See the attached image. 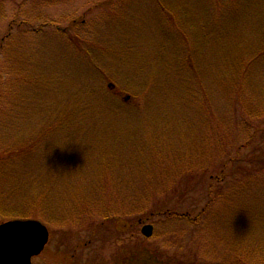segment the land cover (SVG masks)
<instances>
[{
    "label": "rangeland",
    "instance_id": "obj_1",
    "mask_svg": "<svg viewBox=\"0 0 264 264\" xmlns=\"http://www.w3.org/2000/svg\"><path fill=\"white\" fill-rule=\"evenodd\" d=\"M262 143L264 0H0V223L48 226L33 264H264V170L178 216Z\"/></svg>",
    "mask_w": 264,
    "mask_h": 264
},
{
    "label": "trees",
    "instance_id": "obj_2",
    "mask_svg": "<svg viewBox=\"0 0 264 264\" xmlns=\"http://www.w3.org/2000/svg\"><path fill=\"white\" fill-rule=\"evenodd\" d=\"M259 146H261V148H260L261 150L259 152L260 158H256V156L253 155V153H255V150H256L255 149L246 158V163L248 162L247 164L238 161V156H237L238 153L234 154L235 157L234 156L228 157L226 159V161H224L222 163V167H221L220 171L210 177L208 192H207V195L209 198H208L206 204L204 206H202L201 210L198 211V213H196L195 216H192L188 211H180V213H178V216H180L181 218H184L187 221H190L191 223L195 224L199 221L200 217L203 214L208 216V215H212V212L217 211L215 209L213 210V206H211L212 204H214V205L220 204V203H223L226 201L229 204H231L233 202L236 203L237 198L244 192L245 187H250V186L256 185L255 182H251V179L253 178L254 171H257V169H258V172L260 170L261 171L264 170V143L260 144ZM21 149H25V148H21ZM2 153L3 152L0 151V154H2ZM255 158H256V162H257V167H251L252 163H254L253 161H255ZM259 159H260V161H258ZM233 160H237V161H234L237 163H235V164L232 163ZM239 164L247 165V167H245L243 165H239ZM237 173H240L241 175H244V176L242 177L240 174L238 176ZM246 173L251 174V175H249L247 177ZM211 183H213V184L210 185ZM226 186H228V187L225 189L224 187H226ZM171 196H173V197L175 196V198H177L179 195L172 194ZM48 198H46V199L42 198L40 200V202L48 204L50 201V198H49V200H47ZM162 208H163L162 206L158 207V211L159 210L161 211ZM165 209L166 210H164V211L169 212V213L170 212L176 213V215H177V211L175 209H171V207H167ZM102 213H104L105 217L109 216V214L106 213V211H104V210L102 211Z\"/></svg>",
    "mask_w": 264,
    "mask_h": 264
},
{
    "label": "water",
    "instance_id": "obj_3",
    "mask_svg": "<svg viewBox=\"0 0 264 264\" xmlns=\"http://www.w3.org/2000/svg\"><path fill=\"white\" fill-rule=\"evenodd\" d=\"M146 236L153 234V225L142 226ZM50 238L48 226L37 218H13L0 223V264H33Z\"/></svg>",
    "mask_w": 264,
    "mask_h": 264
}]
</instances>
